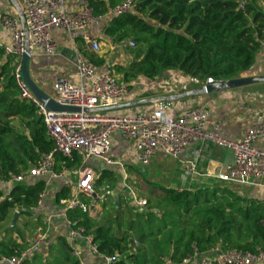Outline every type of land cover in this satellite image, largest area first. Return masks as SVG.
Masks as SVG:
<instances>
[{
    "label": "trees",
    "instance_id": "obj_1",
    "mask_svg": "<svg viewBox=\"0 0 264 264\" xmlns=\"http://www.w3.org/2000/svg\"><path fill=\"white\" fill-rule=\"evenodd\" d=\"M87 1L95 16L105 15L114 7L112 4L110 8L105 6L102 0ZM241 3L243 6L239 8ZM104 33L131 56L126 66L112 67L125 83L139 77L159 79L167 71H177L202 83L209 79L225 81L239 78L254 64L259 42L264 41V10L257 0H135L133 12L111 18ZM128 41H133L135 47L126 46ZM84 56L97 69L107 67L106 54ZM2 57L0 48V59ZM15 66L13 57H6L0 66V178L4 181L11 175H26L39 164L42 154L54 150L34 108L18 98L13 78ZM13 118L20 119L22 131L15 129ZM54 162V171L60 174L63 170L77 169L80 158L73 155L68 159L54 153ZM146 182L149 181L144 178ZM117 183L114 174L102 170L93 190L99 194L103 186L114 188ZM47 187L45 178H28L12 186L8 196L11 200L3 198L4 190L0 187V224L8 222L13 209L17 208L19 217L30 218L24 227L32 233L34 226L39 224V219L37 224L31 219L32 211L37 207L40 194L48 191ZM236 187L230 183L223 187L219 181H214L193 190L187 187L175 190V187L159 184L147 191V197L137 191L139 197L145 198L146 205L143 209H135L146 225L164 205L159 226L148 230L135 225L136 216L131 210L126 226L127 230L135 227L139 249L131 247L132 238L128 232L120 233L121 228L125 229L124 218L118 215L112 218L113 202L104 219L97 220L81 208L96 204L92 197L81 195V206L71 209L61 206L60 202L70 197L63 184L57 189L54 201L60 210L65 209V216L74 228H84L87 234L93 235V243L100 254L125 256L116 264H181L194 247L203 256L217 251L255 252L264 248V202L240 195V188ZM142 188L139 191H146ZM125 194L130 201L128 189ZM108 199L105 193L103 213ZM116 199L119 212L125 200L121 196ZM114 223L117 234L112 228ZM25 249L10 240L0 241V257L19 255ZM21 264L43 263L33 255ZM45 264L79 262L73 259L65 237L58 236L55 245L50 246V257Z\"/></svg>",
    "mask_w": 264,
    "mask_h": 264
},
{
    "label": "built area",
    "instance_id": "obj_2",
    "mask_svg": "<svg viewBox=\"0 0 264 264\" xmlns=\"http://www.w3.org/2000/svg\"><path fill=\"white\" fill-rule=\"evenodd\" d=\"M19 4L20 15L5 14L0 19V28L9 37V42L1 44L0 48L4 57L14 58L16 66L13 78L18 98L34 108L36 116L42 121L47 139L54 145V150L42 154L39 164L26 175H11L7 181L0 178V187L6 188L3 198L9 196L13 185L23 183L28 178L57 180L65 176L66 170L60 174L54 171V153H59L68 159L73 155L80 158V167L73 171L74 182L65 184L71 197L69 200H62L60 204L66 210L81 206V195L92 197L95 193L93 184L97 178L96 172L87 166V162L97 159L104 164L114 165L109 154L115 135L133 144L132 162L142 166L149 165L158 154L176 160L196 143L219 146L230 150L233 160L215 175L217 181L264 189V106L239 141L225 139L221 135V123L211 124L209 116L201 108L186 110L172 117V101L157 100L148 113L117 114L112 109L127 96L130 84L120 81L110 66L103 70L97 69L81 56L75 57L76 80H72L68 72L62 71L53 83L55 102L77 111H46L45 106L33 96L21 74L24 55L31 58L34 52L39 51L46 57H55L58 47L51 32L56 30L69 36L80 33L84 50L91 54L100 53L102 44L91 37L90 27L100 19L110 20L132 13L135 0H122L102 16L94 15L87 0H71L70 5L67 0H19ZM242 6L243 3L239 8ZM261 7L264 10V4ZM126 46L134 48L135 44L128 41ZM258 54L264 56V41L259 42ZM182 79L180 87L183 90L187 85L205 86L214 83L210 79L202 83L185 75ZM184 174H198L193 162H186ZM128 191L132 205L139 210L145 208L146 201ZM96 195L97 201H103L102 195ZM43 196L44 193L40 194L37 206L41 204ZM8 199L11 200L9 197ZM81 208L84 212L90 211L88 207ZM13 213L19 216L17 208L13 209ZM62 217L68 240L85 242L89 251L99 256L103 264H116L122 259L118 254H100L93 243L92 234H87L84 228H74L64 212ZM43 246H49L48 238L46 232L39 228L27 249L19 255L0 257V264H21ZM131 247H138L136 240H132ZM74 254L78 256L79 253ZM181 264H264V248L255 252L217 251L211 256H203L194 247L191 254L182 259Z\"/></svg>",
    "mask_w": 264,
    "mask_h": 264
},
{
    "label": "crops",
    "instance_id": "obj_3",
    "mask_svg": "<svg viewBox=\"0 0 264 264\" xmlns=\"http://www.w3.org/2000/svg\"><path fill=\"white\" fill-rule=\"evenodd\" d=\"M102 1L105 6L110 8L111 4L113 6L118 5L122 0ZM70 3L71 0H67V4L70 5ZM19 13V0H0V19L5 14L16 16L20 15ZM108 22L109 19L106 18L98 20L90 27L89 33L92 38L101 42L102 48L105 44L111 46L112 51L109 55L116 58L107 56L106 65L110 66L111 70L114 72V68L112 67L121 66L116 64H119L125 55H123L124 52L120 54V52L124 50V47L122 48V46L112 43L105 35L104 32ZM51 37L57 43V55L49 58L39 51L34 52L30 58L28 69L30 77L35 85L42 92L54 99L55 93L53 90V83L55 78L64 71L69 73L72 80H76L75 57L81 56L85 58L84 54L91 53L84 50L80 39V33H75L72 36H69L65 32L56 30L51 32ZM8 42V35L0 28V45ZM102 48L101 52L97 53L98 55L103 54ZM5 60L6 57L0 59V66L4 64ZM130 61L131 56L128 55L125 62L128 64ZM126 65L124 64L122 67ZM103 69L105 68H101L100 70ZM183 76V74L177 71H167L163 77L155 80H147L139 77L128 83L130 85L127 96L123 98L121 103L116 108L112 109V111L117 114H134L138 112L148 113L152 110V104L155 101H172V107L170 110V115L172 117H175L186 110L201 108L209 116L211 124L216 122L221 123V135L225 139L239 141L243 137L247 128L253 123L258 111L264 106V81L228 91L205 93L203 92L204 85H187L183 90V88L180 87ZM239 77H264V56L257 54L252 67L246 72L241 73ZM118 79L121 81V78L118 77ZM11 121L15 129L22 131V123L20 119L13 118ZM208 130H210V125ZM257 145L262 146L260 143H257ZM133 155V144L115 135L109 154L110 159H112L115 164L107 165L97 159H90L87 162V166L94 169L97 178L100 176L102 170H107L118 178V183L114 188H111V186L108 185L109 187L103 186L101 189H104L109 196L110 199H108V201L114 203L115 210L112 212V218L117 215L118 218L120 216V219L121 217L124 218L123 223L125 224V229L121 228L120 233L128 232L131 235L132 240H136L135 233H133L132 230H127L126 225L129 218L126 217L125 211L127 210V212H129L128 210H133V213H139V211L132 205L131 200L127 201L126 199L125 190L128 188L121 189L125 175L128 177V183H137L136 185L139 187H133L136 191H139V188H142V183H144L142 178L140 176L138 177V175H141L140 171L136 170V167L139 165L132 162ZM164 158L166 157L158 154L150 164L156 163L158 166L162 163ZM166 159L171 160L169 158ZM232 160V154L227 149L210 143H196L181 154L176 160H171L176 163V166L178 167L177 170L184 176V179L180 178L181 182H179V184L174 181L173 183L192 190L196 189L197 186L203 187L206 184H211L212 182L217 181L215 175L221 172L227 165L231 164ZM186 162H193L195 164L198 173L197 175L185 176ZM74 170L76 169L66 170L67 174L57 180L45 178L48 183V191L44 193L41 204L32 211L33 217L31 218L36 224L37 219H39L40 225L38 224L34 226L30 240L24 237V234H29L28 229L26 227L23 228V225L25 226L30 218L18 216L12 227L11 221L14 216L12 211L9 221L0 224V241L10 240L18 245L26 247L27 249L33 240L34 233L37 229L42 228L47 234L49 246H43L34 255L37 258V261L45 264L50 257V246L55 245L58 236H63L71 249L73 259L78 261L79 264H103L99 256H96L89 251L88 245L85 242L76 240L70 241L67 239L66 227L62 217L63 212L65 213V209L63 211L60 210V207H58L54 201L57 189L62 184L65 186L68 182H74ZM131 173H134L135 175L131 176ZM141 176L145 178V175ZM3 190L5 194L6 188H3ZM240 191V195H245L248 198L264 202V189L251 186L240 187ZM118 196H121L125 200L120 206L121 209L119 212V203L116 205L118 202L116 198ZM136 197L143 199L139 197L138 194ZM89 209L90 211L88 214L90 217H97V220L104 219L105 215L98 203L90 205ZM48 219L49 221H47ZM132 219L134 220V217H132ZM112 228L114 233L117 234L118 230L115 223ZM74 252H78V256H76ZM124 257L125 256L123 255L121 256L122 259Z\"/></svg>",
    "mask_w": 264,
    "mask_h": 264
},
{
    "label": "rangeland",
    "instance_id": "obj_4",
    "mask_svg": "<svg viewBox=\"0 0 264 264\" xmlns=\"http://www.w3.org/2000/svg\"><path fill=\"white\" fill-rule=\"evenodd\" d=\"M257 2H258V4L260 6L264 4V0H257ZM111 51H112L111 50V46L108 45V44H105L103 46V48H102L103 54H106L108 57L116 58L114 56H110L109 55L111 53ZM123 52H124L123 55H125V57L127 58V56L129 54L126 53L125 50H123L122 52H120V54H122ZM125 57H123V60L120 61L119 64H116V65H121V66L124 65V64L126 65L127 62H125V60H126ZM114 73H115V75L117 77L121 78V75L118 74V73H116L115 70H114ZM18 123H19V121H18ZM166 158H164L163 161H162V163L159 164L158 166H157L156 163H151V164H149L147 166H142V165L140 166L139 165V166L136 167V170L137 171H140V174L141 175H145V178H147L149 180V182L142 183V186H141V187H143L142 189H145L146 191H144V190L138 191V192H140V193H142L144 195L143 197H147L148 196V192L147 191H151L152 189H154V186L159 185V184L160 185H168L169 188H170V186L175 187V190H180L182 188L181 186H178V185L174 184L173 181L174 182H177V184H179V182H181L180 181L181 180L180 178L184 179L183 174L180 173L177 170L178 167L176 166V163L175 162H173L171 160H168ZM130 175L131 176H134L135 174L134 173H131ZM141 175H138V177L140 176L142 178L143 182H144V178ZM127 181H128V177H127V175H125V178L123 179V183L121 185V189H123V188L126 189V187H127L130 191L132 190V192L137 195L138 193H137L136 189L133 188V187H135V188L139 187V186L136 185L137 183L136 184H132V183H128ZM220 184L223 187H226L227 186V183H223V184L220 183ZM237 187L240 188V187H243V186L237 185ZM235 190H238V189H235ZM105 193L106 192H105L104 189H100V193L98 195L104 196ZM143 199H145V198H143ZM103 202H104V200L103 201H98L96 203H98L99 206H102V203ZM105 203H106V205L108 207L105 208L104 215L107 214V211L108 210H110V206H109L110 205V202L108 200H105ZM163 206L164 205H161L157 209V211H159V214H157L156 217L150 218L149 225H146L144 222H141L140 214L138 212L136 214L134 213V217L136 216L135 217L136 218L135 219V221H136V224L135 225L136 226H138V225L140 226L141 225L140 228H143V229H146V230L151 229L152 227L159 226V219L160 220L162 219V214L161 213H162ZM125 212H126V217L127 218L131 217V210L129 212H127V210H126ZM132 213H133V211H132ZM23 228H24V225H23ZM134 230H135V227L133 226L132 227L133 233H134ZM28 233H29L28 235H25L24 234V237L30 240V236H31L32 233L29 230H28ZM137 249H139V248H137ZM141 249H143L142 252L143 251L146 252V250L144 248H141Z\"/></svg>",
    "mask_w": 264,
    "mask_h": 264
},
{
    "label": "water",
    "instance_id": "obj_5",
    "mask_svg": "<svg viewBox=\"0 0 264 264\" xmlns=\"http://www.w3.org/2000/svg\"><path fill=\"white\" fill-rule=\"evenodd\" d=\"M30 57L29 55H24L22 65H21V74L23 81L28 86L29 90L33 94V96L42 104L45 106L46 111H52V112H72L77 111L75 108H69V107H62L58 105L55 100L51 97H49L47 94L42 92L33 82V80L30 77L29 74V65ZM264 81V77H255V78H236V79H230L225 80L221 82H214L212 84H207L203 87V92L205 93H217L221 91H228L236 88H241L245 86H249L252 84H255L257 82ZM230 153L231 151L228 150ZM92 198L94 201H97V195L94 193L92 195ZM118 205V202L116 203ZM18 218V215L13 216V220L11 221V226L13 227L15 224L16 219Z\"/></svg>",
    "mask_w": 264,
    "mask_h": 264
}]
</instances>
